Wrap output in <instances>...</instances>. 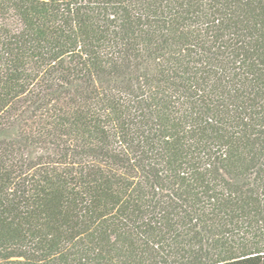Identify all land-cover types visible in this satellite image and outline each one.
Wrapping results in <instances>:
<instances>
[{
  "label": "trees",
  "instance_id": "1",
  "mask_svg": "<svg viewBox=\"0 0 264 264\" xmlns=\"http://www.w3.org/2000/svg\"><path fill=\"white\" fill-rule=\"evenodd\" d=\"M0 264H264V0H0Z\"/></svg>",
  "mask_w": 264,
  "mask_h": 264
}]
</instances>
